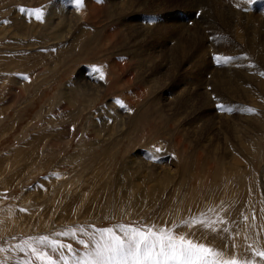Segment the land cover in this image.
Wrapping results in <instances>:
<instances>
[{"label": "rangeland", "instance_id": "obj_1", "mask_svg": "<svg viewBox=\"0 0 264 264\" xmlns=\"http://www.w3.org/2000/svg\"><path fill=\"white\" fill-rule=\"evenodd\" d=\"M64 1L0 0V261L89 264L102 232L152 226L264 248V0H71L62 38Z\"/></svg>", "mask_w": 264, "mask_h": 264}, {"label": "snow or ice", "instance_id": "obj_2", "mask_svg": "<svg viewBox=\"0 0 264 264\" xmlns=\"http://www.w3.org/2000/svg\"><path fill=\"white\" fill-rule=\"evenodd\" d=\"M246 2H251V0H246ZM83 3L84 0H76L77 7H82ZM34 15L37 20H43V12L40 9H36ZM214 59L220 63L222 58L214 56ZM230 59V57L223 58L225 63ZM96 71L103 79L104 73L100 69H96ZM260 75L264 76V72H261ZM213 99L216 98L213 97ZM217 107L222 111H231L230 108L225 109L223 104H218ZM249 111L254 110L249 109ZM21 211L25 210L21 209ZM194 222L186 221L185 223ZM199 222L205 227H212L219 221H205L200 218ZM212 230L215 231V228L212 227ZM120 231L122 235H117L113 229H107L101 233L100 240L95 244V252L89 253L93 257L89 264H264V248L251 243L247 245L250 258H242L237 256L234 251L229 254L224 249H217L194 241L172 229H156L155 226H152L147 229L121 228ZM223 231L227 232V229L225 228ZM56 235L62 236L65 233L57 232ZM36 244L44 245L52 252L65 248L71 250L70 244L66 245L59 240H50L48 236L38 237ZM20 250L30 252L36 260L41 261V264H45V262L54 264L53 257L44 249L36 247L35 244L26 243L25 246L20 247ZM0 264L3 262L0 261Z\"/></svg>", "mask_w": 264, "mask_h": 264}, {"label": "bare ground", "instance_id": "obj_3", "mask_svg": "<svg viewBox=\"0 0 264 264\" xmlns=\"http://www.w3.org/2000/svg\"><path fill=\"white\" fill-rule=\"evenodd\" d=\"M198 1H201V0H198ZM72 1L71 0H69V1H64L63 3H57V6H56V8H53L52 10H51V15L47 18V25H48V28H49V30H50V32H52V34H54V35H57V36H60V37H62V38H66L67 37V35L68 34H70L71 33V31H74L73 30V26L75 27L76 26V24H77V21H72V20H70L69 19V17H67L70 13H68L69 12V10L67 9L68 7H71L70 6V4H72L71 3ZM76 2V1H75ZM90 2V1H89ZM93 2V1H92ZM195 3H196V0H195ZM202 3V2H201ZM200 3V4H201ZM209 3H210V1H209ZM87 4V3H86ZM111 4V3H110ZM208 4V3H207ZM89 4H87V9L89 10V14H90V10L91 9H94V8H96V7H93L94 5L95 6H97V7H101V8H99V10L98 11H100V10H102L101 12H105L104 11V5H103V3H102V1L101 0H98V2H95L94 1V5H89ZM192 5V4H191ZM198 5V4H197ZM107 6H108V4H107ZM199 6V5H198ZM198 6H197V8H198ZM203 6V5H202ZM205 6V5H204ZM193 7V6H192ZM213 8V7H212ZM211 8V9H212ZM58 11H57V10ZM82 10V9H81ZM115 10V9H114ZM117 10V9H116ZM217 10V9H216ZM77 12H78V9H77ZM82 12H84V10L83 11H80V13L79 14H81ZM111 12V11H110ZM208 12V11H207ZM76 13V12H75ZM108 14V13H107ZM220 14V13H219ZM78 15V14H77ZM73 16H74V11H73ZM72 16V17H73ZM75 17V16H74ZM71 18V17H70ZM79 18V17H78ZM259 19V18H258ZM75 20V19H74ZM180 27V26H179ZM71 28V29H70ZM261 33V32H260ZM189 39V38H188ZM193 40V39H192ZM193 42V41H192ZM260 42H261V40H260ZM263 42V41H262ZM195 43V42H194ZM199 43V42H198ZM242 54V53H241ZM244 60V59H243ZM246 62V61H245ZM225 72V71H224ZM236 72V71H235ZM234 75V74H233ZM263 77V76H262ZM222 78V77H221ZM241 78V77H240ZM217 79V78H216ZM226 80V79H225ZM242 80V79H241ZM216 81V80H215ZM236 81V80H235ZM245 82V81H244ZM219 83V85H224V84H229V82H224L223 80L221 81H219L218 82ZM236 83V82H235ZM79 84H81L80 82H79ZM216 84V83H215ZM214 84V85H215ZM243 86V85H242ZM216 87V86H215ZM88 88L90 89V92H94V94L95 95H98V96H100V94L103 92V91H101V89L102 88H95V87H93V86H88ZM217 90V89H216ZM82 91H84V92H86V90L84 89V88H82ZM257 96V95H256ZM244 105V104H243ZM247 125V124H246ZM229 128V127H228ZM219 149V148H218ZM228 155V154H227ZM234 161V160H233ZM235 162V161H234ZM168 169V168H167ZM159 175L161 174V176H162V174H164V175H166V176H172V174H171V169H168V170H166V169H162V170H160V171H156Z\"/></svg>", "mask_w": 264, "mask_h": 264}]
</instances>
